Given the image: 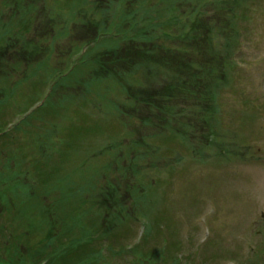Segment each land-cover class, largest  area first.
Wrapping results in <instances>:
<instances>
[{"label": "rangeland", "instance_id": "obj_1", "mask_svg": "<svg viewBox=\"0 0 264 264\" xmlns=\"http://www.w3.org/2000/svg\"><path fill=\"white\" fill-rule=\"evenodd\" d=\"M135 8L128 4L125 16H135ZM154 9L145 8L141 18H166L165 11L150 14ZM236 12L237 19H224L208 8L193 36L205 66L220 62L222 49L236 44L229 49L233 66L225 64V87L214 67L202 74L208 87L187 82L189 101L172 97L166 104L159 88L189 80L198 60L189 52L158 51L160 44L144 40L143 26L84 51L86 63L68 70L69 56L96 36L86 20L105 26V19L118 17L116 3L0 0V126L35 102L48 105L13 130V138L0 136V264H264V0L242 1ZM232 21L238 41L228 28ZM210 24L217 31L207 36ZM54 78L57 87L48 96ZM217 90L216 110L207 98ZM128 96L139 105L152 100L154 124L169 109L188 110L183 125L189 123L191 132L207 120L219 145L236 141L241 153L227 163L209 159L226 167L202 160L195 166L191 147L166 134L132 148L143 152L134 161L129 152L125 160L100 154L109 144L121 151L115 155L123 153L140 138L139 130L129 137L118 123L116 105ZM144 118L136 113L132 124ZM202 142L206 156L217 152L216 142ZM175 151L180 154L173 160Z\"/></svg>", "mask_w": 264, "mask_h": 264}, {"label": "trees", "instance_id": "obj_2", "mask_svg": "<svg viewBox=\"0 0 264 264\" xmlns=\"http://www.w3.org/2000/svg\"><path fill=\"white\" fill-rule=\"evenodd\" d=\"M172 1H174V0H172ZM210 1L211 0H198V1L194 0L193 6L190 7V8H187V10L185 11V12L188 11L187 13H184L183 10H181V12H179L180 17H178L177 20L180 21V28L177 29V24L178 23H176L175 24V29H177V32L174 31L172 35H168V36H173L174 37L173 41L177 44V47L175 46L173 48V45L170 43V40L167 38L168 37L167 34L159 37V42H160V44H161V46H162V48L164 50H166V51L167 50H178L181 53L189 52L191 54V56H194L198 60V62L192 64V66H193V68H194V70L196 72L194 74L193 73L191 74V77L189 78L190 81L187 80V79L182 80V79H179V78L178 79H174V80L172 79V80L168 81L163 87L159 88V95H160V97L162 99H165V103L166 104L169 103V99H171L172 97L175 100L179 99V101H181V100H183L184 98H186L188 96L187 94H188V92L190 90L188 88L187 82H192V80H194V81L197 80V82L200 85V87H203V86L208 87L209 86L208 84L203 83L204 82V79H203L204 76L202 74L208 73L210 75L211 72H212V69H214V67L216 68V70H218V72L216 74L219 77V80H220L219 83L224 84L223 82L227 81V77H228L227 70L228 69H227V67H225V64H226L227 60H230V67L233 66L234 62H233L231 56H234V53H233V50H232V52H230L229 49L232 46L236 47V44H233V45H229L228 44L226 46V49H224V51L222 49V59H217V60H220V62L214 63V61H212L210 59L212 61V63H210V64L206 63V66H205L204 62L202 61V56H200L201 52H204V51L201 50L200 44H199L200 42L197 41L199 39V37L194 38L193 36L195 35L196 31L199 30L198 29V26L200 24L199 21H200L201 17L206 15V13L208 11V8L214 9V14H216V15L220 11L223 12L224 14H222V16H223L224 19H237V17H238V12H236L237 11V5L240 2L245 1V0H221V1L218 0L216 2H211V3H210ZM218 2L221 3V5H222V7H221V5L219 6V10L220 11L217 10ZM182 19H187V20L185 22H183ZM123 20H124V18L119 20L118 22H116L115 26L121 28ZM125 20H126V25H127L126 28L127 29H130V28L138 29L139 27L142 26V25L139 24L138 20L137 21H135L134 19H125ZM217 28L221 29V27L219 25H218ZM228 28L229 29L231 28L230 31H233L235 33L236 40L238 41L239 40V34L236 31V29H235L234 21H232V25L230 27L228 25ZM143 30L145 31V34H150V32L146 31L144 28H143ZM150 31H152L153 34L157 37L156 33L154 32L155 30H150ZM216 31L217 30H215V29H211V24H210L209 27H208V32L206 33V35L207 36L212 35ZM183 47H185L186 49H184ZM166 51H165V53H167ZM190 51H192V52H190ZM204 57L205 56H203V58ZM194 65H199V66H196V67H199V69L198 70L195 69ZM197 72H200V73H197ZM206 78H208V76H206ZM220 86L221 85L218 84L216 89H218ZM224 87H225V84H224ZM219 90H217L216 92L215 91L211 92V93L209 91L210 95H209L208 98L206 97L207 101L208 102L209 101L213 102V98L214 99L216 98V94H217V92ZM223 91H224V89H223ZM211 95L212 96L214 95V97L212 98ZM210 96H211V98H210ZM141 102H144V103H150L151 102L152 103V100L143 99ZM46 108H48V105L45 107V109ZM168 109H169V107H168ZM169 110H172V109H169ZM36 113H38V112H36ZM33 116H34V114H33ZM29 119H31L30 116L27 117L25 122H22L21 124H19L16 127L17 130L20 129L19 128L20 125H22L24 123L27 124L28 123L27 121ZM166 119L167 118H164L163 121L165 122ZM12 135H14V134H11L10 132L5 134V136L7 138H10V137L13 138L14 136H12ZM96 228H98V227L96 226ZM105 234H106V232H105ZM67 253H71V252L68 251ZM63 258H65V256H63Z\"/></svg>", "mask_w": 264, "mask_h": 264}]
</instances>
